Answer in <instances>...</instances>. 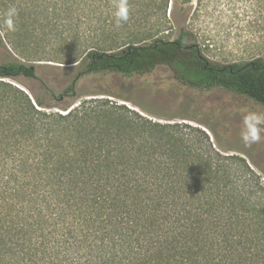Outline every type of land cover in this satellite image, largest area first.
I'll use <instances>...</instances> for the list:
<instances>
[{
  "label": "trees",
  "instance_id": "trees-1",
  "mask_svg": "<svg viewBox=\"0 0 264 264\" xmlns=\"http://www.w3.org/2000/svg\"><path fill=\"white\" fill-rule=\"evenodd\" d=\"M42 2V19L19 13L14 32L0 27V47L75 73L56 93L35 65L0 63V264H264V181L245 159L185 123L99 98L64 104L88 76L166 67L179 84L264 108V59L219 65L183 26L163 37L175 27L169 0H127L134 24L119 28L113 0ZM137 14L155 18L146 32L133 30ZM52 35L68 50L42 51ZM18 77L46 98L5 81Z\"/></svg>",
  "mask_w": 264,
  "mask_h": 264
},
{
  "label": "rangeland",
  "instance_id": "rangeland-1",
  "mask_svg": "<svg viewBox=\"0 0 264 264\" xmlns=\"http://www.w3.org/2000/svg\"><path fill=\"white\" fill-rule=\"evenodd\" d=\"M5 1L8 8L15 6L18 13H23L22 16L25 14L24 18L39 15L42 19L37 7L39 5V10L44 9L43 0ZM5 1L0 0V14L4 13L2 4ZM49 1L48 9H52L57 0ZM168 10L166 15L175 27L162 36L172 39L183 26L195 38L201 54L209 61L226 65L257 58L264 59V0H169ZM48 13H51V10ZM142 16H145V20L133 30L146 32L152 26L155 18L141 14H137L136 18ZM127 23L134 24V18L129 17L128 21L122 24ZM84 28L85 25L82 24L81 29ZM86 35L84 33L82 37ZM0 37L2 39L1 31ZM98 38L105 39V35ZM49 39V42L46 40L40 46L42 51L49 52V56L59 52V49L68 50L69 45L60 44L53 35ZM5 48L6 50H3L0 47V63L7 62L9 54L13 59L35 65L37 77L56 93L61 92L73 79L74 65H61L52 61H25L13 54L6 45ZM5 81L29 96L31 93L28 88L39 97L46 98L44 90L36 80L18 77ZM93 98L124 105L158 122L185 123L197 127L210 137L217 150L224 155L245 159L264 181V134L261 140L251 147H245L240 139L243 117L249 112L264 114V108L245 97L220 89L189 88L177 83L168 68L159 67L151 72L129 77L115 74L88 76L78 82L74 96L68 98L64 104L72 102V108L85 99ZM54 111L65 114L61 110Z\"/></svg>",
  "mask_w": 264,
  "mask_h": 264
},
{
  "label": "clouds",
  "instance_id": "clouds-1",
  "mask_svg": "<svg viewBox=\"0 0 264 264\" xmlns=\"http://www.w3.org/2000/svg\"><path fill=\"white\" fill-rule=\"evenodd\" d=\"M113 12L115 18V27L119 28L122 23L129 19V8L127 0H113ZM18 9L15 6L9 7L2 14V23L0 27L8 32L16 30V18ZM264 134V114L249 112L241 121L240 139L245 147H251L252 144L259 142Z\"/></svg>",
  "mask_w": 264,
  "mask_h": 264
},
{
  "label": "water",
  "instance_id": "water-1",
  "mask_svg": "<svg viewBox=\"0 0 264 264\" xmlns=\"http://www.w3.org/2000/svg\"><path fill=\"white\" fill-rule=\"evenodd\" d=\"M30 98L32 99V97L30 96ZM33 100V99H32ZM33 102H34V100H33Z\"/></svg>",
  "mask_w": 264,
  "mask_h": 264
}]
</instances>
